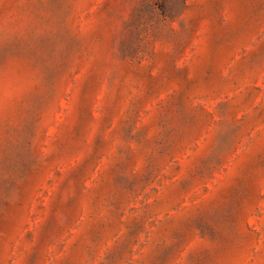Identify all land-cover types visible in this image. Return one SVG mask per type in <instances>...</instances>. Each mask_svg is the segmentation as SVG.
Here are the masks:
<instances>
[{
  "label": "rangeland",
  "instance_id": "374dc122",
  "mask_svg": "<svg viewBox=\"0 0 264 264\" xmlns=\"http://www.w3.org/2000/svg\"><path fill=\"white\" fill-rule=\"evenodd\" d=\"M0 264H264V0H0Z\"/></svg>",
  "mask_w": 264,
  "mask_h": 264
}]
</instances>
